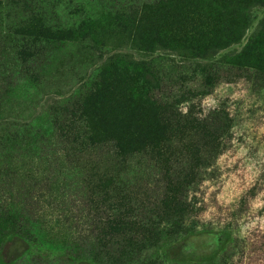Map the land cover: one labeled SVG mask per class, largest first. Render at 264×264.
I'll list each match as a JSON object with an SVG mask.
<instances>
[{
  "label": "rangeland",
  "instance_id": "rangeland-1",
  "mask_svg": "<svg viewBox=\"0 0 264 264\" xmlns=\"http://www.w3.org/2000/svg\"><path fill=\"white\" fill-rule=\"evenodd\" d=\"M150 1L0 0V45L16 44V51L26 47L33 57L27 63L29 75L37 73L34 79L13 81L0 119L32 121L49 134L55 121L48 115L51 107L61 105L80 83L101 81L120 59L132 61L139 71L148 67L162 80L160 87L168 85L180 102L169 104L165 89L157 88L147 89L148 99L100 100V134L107 144L102 154L83 158L91 197L70 216L83 209L96 221L114 217L125 203L120 187L133 181L142 186L147 175L150 181L176 185V195L195 192L190 212L195 222L192 234L165 238L146 256L160 264H202L230 251L236 264H264V69L227 70L211 91L201 94L208 60L199 50L167 48L156 37L144 42L135 36L142 7ZM184 1L194 3L167 0L166 5L172 9ZM239 16L249 25L241 23L240 43L214 50L212 59L227 60L241 50L263 20L264 5ZM184 99L190 101L179 104ZM119 146L126 148L122 157L106 155ZM4 154V162L14 164L20 152ZM15 190L20 196L37 194L47 217L38 225L28 224L21 235L10 227L9 235L0 238V264H94L91 254L70 247L76 233L50 220L47 205L55 193L49 186L19 179ZM152 192L147 194L154 197ZM176 201L168 204L172 213L182 210Z\"/></svg>",
  "mask_w": 264,
  "mask_h": 264
},
{
  "label": "trees",
  "instance_id": "trees-1",
  "mask_svg": "<svg viewBox=\"0 0 264 264\" xmlns=\"http://www.w3.org/2000/svg\"><path fill=\"white\" fill-rule=\"evenodd\" d=\"M193 1H184L182 6L177 5L172 9H168L167 0L146 3L134 27L135 36L144 42L156 37L167 48L190 52L199 50L201 58L208 60L207 67L201 73L204 89L197 90L201 94L211 91L215 80L227 70L239 69L248 73L264 69V17L237 54L227 60H214L211 57L214 50H225L240 43L244 36L240 30L241 23L249 25L239 15L250 7L264 5V0ZM19 44L23 46V42ZM14 46L10 48L7 43L0 45V108L15 81L31 80L37 76V73L29 75L27 63L33 57L27 48L16 51ZM120 60L102 76L101 81L92 86L80 83L70 96L62 100L61 105L57 103L51 107L48 115L55 121L53 130L47 132L49 134L43 128L33 127L32 121L23 124L12 118L0 119V141H3L0 145V158H3L0 162V238L2 235L8 236L12 226L18 230L13 233L21 235L28 224L38 225L47 217L43 215L44 208L40 207L37 194L24 196L23 192L20 196L15 190L19 179L38 185L46 184L52 189L55 196L47 205L52 211L50 217L53 215L50 220L76 233L74 244H70V247L91 254L94 264H160L153 260L152 255L146 256L145 252L152 251L165 238L170 240L178 234H192L195 216L190 212L195 192L189 189L185 197H182V192L176 195V185L172 186L161 179L150 181L147 175L142 186L133 181L127 188L120 187L125 195V203L114 217L96 221L97 217L84 214L83 209L77 215L70 216L74 208L83 206V201L91 197L83 158L102 154L99 151L107 144L101 138L103 134H100V100L104 96L116 100L124 97L148 99L147 89L152 91L157 88L159 91L165 89L167 93L163 98L169 104L177 100L180 102V97L172 95L171 88L167 89L168 85L160 87L162 80L154 76L148 67L143 65L142 71H139L131 66L132 61H125L124 64ZM189 101L184 99L179 104ZM123 150L126 151V148L119 146V150L113 148L106 155L122 157ZM11 151L20 152L19 158L14 164L11 161L5 163L7 157L4 153ZM147 183L154 197L147 194L151 189H144ZM32 187L36 190L35 185ZM34 190L31 189V193ZM176 199L175 205L181 206L182 210L172 213L168 204L172 205ZM94 207L97 208L96 205ZM56 209H60V214H54ZM124 225L128 229L123 230ZM262 235L264 238V233ZM229 252L224 251L217 259L202 264H236Z\"/></svg>",
  "mask_w": 264,
  "mask_h": 264
}]
</instances>
